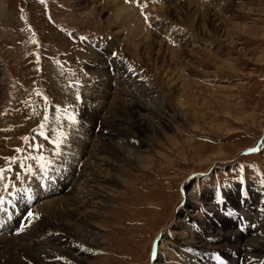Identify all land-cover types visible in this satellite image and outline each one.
Instances as JSON below:
<instances>
[{"label":"rangeland","instance_id":"374dc122","mask_svg":"<svg viewBox=\"0 0 264 264\" xmlns=\"http://www.w3.org/2000/svg\"><path fill=\"white\" fill-rule=\"evenodd\" d=\"M124 75L141 77L167 109L155 104L162 118L152 128L123 114ZM0 86L2 245L66 232L83 264H264L251 246L195 256L190 240L204 228L195 223L201 217L264 239V0H0ZM94 115L117 119L120 129ZM118 146L139 156L124 160ZM87 147L108 161L92 186L104 203L69 215L63 229L44 212L52 204L63 211L68 195L81 198L83 180L64 190L74 179L62 165L71 161L73 171ZM181 219L190 243L176 227ZM83 223L96 243L75 233ZM56 253L23 261L75 264Z\"/></svg>","mask_w":264,"mask_h":264},{"label":"bare ground","instance_id":"6f19581e","mask_svg":"<svg viewBox=\"0 0 264 264\" xmlns=\"http://www.w3.org/2000/svg\"><path fill=\"white\" fill-rule=\"evenodd\" d=\"M121 11V10H120ZM117 18V17H116ZM120 18V17H119ZM122 26V24H121ZM223 32L225 30H222ZM144 54V53H143ZM142 54V55H143ZM146 55V54H145ZM162 59V58H161ZM154 61V60H153ZM161 62V60H160ZM163 62V61H162ZM101 65V64H100ZM104 65V64H103ZM104 67V66H103ZM105 71L108 72V68L104 67ZM122 71V70H121ZM102 73L104 74V71H102ZM124 73V72H123ZM127 75H134V74H127ZM122 77H126L125 75L124 76H120V78H118L120 80V82H118L119 84H121L124 89L123 91H125V93L127 94V96L124 97L123 95V98L121 99V104L122 103H126L125 105V108H122V112L123 114H128L130 116H132L136 121L137 123H144L145 125L149 126V128H152L153 126V123L154 121L156 120H160L162 118L161 113H157L156 111V107H155V104H157L156 106L160 107V110L161 111H164V113L166 112L167 113V109L165 108V106L163 105V103L160 101V100H157V97L155 95V92L154 90L146 83H142V81H144L141 77L135 75L136 79L139 80V82H133L135 80H126L123 79ZM140 83V84H139ZM142 83V84H141ZM2 86V85H1ZM0 86V87H1ZM103 86V85H102ZM143 88H145V90H143ZM95 89V88H94ZM112 88H108V89H104L106 91V94L107 96H109L110 94H108L109 92H111ZM3 90V89H1ZM117 91V90H116ZM3 91H0V99L2 98L1 94H2ZM95 93H100L99 90H95L94 91ZM121 92V91H120ZM147 92V93H146ZM152 94V97L154 98V100L157 102L155 103V101L153 100H149V101H145V97L147 94ZM118 96V95H117ZM116 96V97H117ZM114 97V96H113ZM119 99V98H118ZM118 99L117 100H113L114 102V107H112V109L114 110V114L115 116L119 113H122V112H118V109H120L122 106L117 107L118 105ZM9 100V99H8ZM113 102L111 104H113ZM110 104V105H111ZM124 105V104H123ZM124 107V106H123ZM112 110V112H113ZM159 111V109H157ZM3 112L4 109H2ZM7 112V111H6ZM91 112V111H90ZM149 115L152 114L151 117L149 116H144V115ZM91 115V114H90ZM9 116V115H8ZM113 116V115H112ZM89 117V116H88ZM103 120L100 118H98L97 116L94 115L93 117V121L96 122V120H100V125L104 124L103 126L105 127H112L114 130H118L120 129V126L118 124H120L119 121H117V119L114 120H111V121H107V118H104L102 117ZM117 118V117H116ZM148 118V119H147ZM153 118V119H152ZM21 119V118H20ZM122 119V118H121ZM29 120V119H28ZM127 120V119H126ZM170 120L172 121H176V119L173 117V116H170ZM128 121V120H127ZM153 122V123H152ZM156 123V122H155ZM124 124V123H123ZM125 126V124H124ZM156 126V125H155ZM110 127V129H112ZM131 126H129L128 128H130ZM157 128V127H156ZM146 129V128H145ZM144 129V130H145ZM106 132V131H105ZM155 132V131H154ZM127 133V132H126ZM105 134V133H103ZM128 134V133H127ZM132 136V134H130ZM126 136V135H125ZM105 141V140H104ZM262 144L261 146H264V138L262 139ZM146 146V145H145ZM137 147V146H136ZM102 148V147H101ZM120 151H121V154H119L118 156H121L124 160H129L130 162H134V160H136V158L139 156V155H136V153H134L133 151H129V150H125V149H122L120 146L117 147ZM87 149V154H85L86 156V159L84 160L83 158V155H81L80 158H78L76 161H77V164L74 166V170L72 171V168H71V161H67V163H63L62 165V168L63 166L66 167V171H69L71 172L72 174V179H74L71 183V185L69 183H67L66 181L64 182V190L66 188H69V190L72 192L74 189H76L80 184H79V181L80 180H83L84 184L82 186H80L79 188L81 189L79 191V193L77 194L78 196H80L81 198L79 197H75V199H73L72 197L73 196H67L68 197V202L70 201V204L69 206H65V207H62V210L59 209V205L55 206V207H52L54 206L53 204L51 205V209L48 210V211H45L44 214L47 215V216H50V219H52L53 221L56 220V221H59L61 222V227L60 228H63V229H67L69 228V225L67 223V220H68V217L69 215H72L73 216V220H75L76 218H78L76 212H81L83 211V209H85L87 206H92L94 204V201L96 199H99L98 203H104L102 202V197L100 198V196H98L96 194V192H94L92 190V186H94L93 184H96L98 183V179L100 178L99 174H101V171H100V168L99 167H104L106 164H108V161H106L105 158L101 157V152L103 149H97L95 150V147L92 149H88V147L86 148ZM104 150H106L104 148ZM133 150V149H132ZM135 150V149H134ZM124 151V152H123ZM140 151V150H138ZM137 151V153H138ZM114 153V152H113ZM142 157V156H141ZM140 157V158H141ZM101 158V159H100ZM127 158V159H126ZM93 159L94 162L92 161V163H90V160ZM105 160V161H104ZM121 160V159H120ZM115 160H113L114 162ZM138 161V160H137ZM140 161V160H139ZM103 162V163H102ZM111 162V161H110ZM95 166L93 167L92 166ZM120 164V163H119ZM78 166H81V170H79V172L76 171L77 167ZM89 167V168H88ZM90 167H92L90 169ZM99 168V169H98ZM77 176V177H75ZM80 176V178L78 179V177ZM87 178H90V181H87ZM67 179V178H66ZM64 179V180H66ZM106 183H111L112 180H107L105 181ZM82 184V183H81ZM117 185V184H116ZM55 190H57V188H54ZM45 191H47V189L45 188ZM61 199V198H60ZM80 199H84L85 202L83 201H79ZM92 199V200H90ZM67 200V199H66ZM55 202V201H54ZM185 202L186 204L184 205V209H188L190 208L188 204L189 202H187V199L185 198ZM255 203L257 202V200L255 199L254 201ZM50 203V202H49ZM80 203H84V204H80ZM250 203H251V200H250ZM63 204V203H62ZM46 205V204H45ZM108 205V204H107ZM78 206H80L81 208L78 209ZM256 206V205H255ZM50 207V206H49ZM74 207H77L75 209H73ZM259 208V207H258ZM49 209V208H48ZM262 209V208H261ZM44 210H47V209H44ZM184 210V211H185ZM246 211L247 209L243 208L241 209V213H243V211ZM193 211V210H192ZM93 212V211H91ZM62 213H65L66 217L63 216V215H60ZM95 213H98V212H95ZM263 213V212H262ZM195 215V214H194ZM185 218V217H184ZM193 218V216H192ZM191 218V219H192ZM204 217H201V218H197L195 220V223L196 225H203L204 228H200L199 229V233H200V236L199 238H196V239H190L191 240V243H192V246H194L193 248V252L192 254L197 256V252H201L202 250H217L219 251L220 249H227V248H231V249H235V251H237L239 254L243 251L245 252H248L246 251V249H248L247 247L248 246H251L253 247L252 249V252H255V253H261L263 254L264 253V239L261 240V239H248L245 240L246 238L244 237V235L242 233L239 232V229L235 228V224L234 226L231 227V225L229 223H227L226 221H224L223 219H217V223L220 225L218 226H215V225H208L207 224V221L205 219H203ZM218 218V217H217ZM195 219V218H194ZM49 220V219H48ZM45 221L43 222L42 221V225L44 226L45 224H50L49 221ZM255 222H258L256 219H254ZM239 224V223H238ZM73 225H74V222H73ZM40 226V225H39ZM42 226V227H43ZM50 226L53 227V225L50 224ZM41 227V228H42ZM58 227V226H56ZM87 227V228H86ZM179 231H180V235L182 238L185 239V243H190V240L188 239V236H186L184 233L187 229V226L185 225L184 223V220H179L178 223H177V226ZM213 227V228H212ZM40 228V227H39ZM45 228V227H44ZM235 228V229H234ZM43 229V228H42ZM38 231V230H37ZM92 231H95L94 229L86 226V223H83L79 226L78 230L75 231V233H79L78 235H81L82 238L86 240H90V242H93V243H96L97 242V238H96V235L95 234H92ZM257 231V230H255ZM259 231V230H258ZM41 232V231H40ZM58 232V231H57ZM36 234L38 232H35ZM34 233V234H35ZM248 233V232H247ZM246 234V233H245ZM74 235V234H73ZM72 234H68L66 232H62L60 234H58L57 236H54L52 235V239L49 241L47 239V237H45L44 241H42L41 243L40 242H37V240H33L32 237L29 238V236L27 237V241H21V243L18 242V244H15V245H12V244H4L2 245L0 243V253L5 255V259L8 258V261L3 259L1 260V264L5 261H7V264H25L23 259H29L30 261H34V257L31 258V256H27V254H30V252H36L37 253V257L38 256H42L43 253H44V250H53L55 249L58 253L59 252H62L61 254H64L65 257H67L69 260H73L75 261V264L76 262L78 264H83V260H79L77 259V254H75V250L74 249V245H77L78 243L76 241H74L72 239ZM77 235V234H76ZM190 236V235H189ZM264 236V235H263ZM34 237V236H33ZM176 237V236H175ZM80 238V237H79ZM179 238V237H178ZM190 238V237H189ZM216 242H215V241ZM244 240V241H243ZM252 240V241H251ZM87 242V241H86ZM194 242H196V245L195 246ZM4 243V242H3ZM6 243V242H5ZM11 243V242H10ZM78 247H81L80 245H77ZM187 246V245H186ZM54 247V248H53ZM245 247V248H244ZM53 248V249H52ZM77 248V247H76ZM242 248H244V250H242ZM197 252H196V250ZM83 250V248H82ZM85 250V249H84ZM83 250V251H84ZM209 250V251H210ZM224 250V251H225ZM86 251V250H85ZM50 254H49V257H52L55 253V251H48ZM82 252V251H81ZM251 252V251H249ZM248 252V253H249ZM71 253H73L74 255H72ZM244 253V252H243ZM247 253V254H248ZM33 255V253H31ZM30 254V255H31ZM57 254V253H56ZM61 254H57V257H61L62 260L63 257ZM81 254V253H80ZM260 254V255H261ZM46 255V254H45ZM48 255V254H47ZM202 255V253H201ZM252 255V253H251ZM254 255V254H253ZM169 256V255H167ZM214 256V255H213ZM248 256V255H247ZM250 256V254H249ZM4 256H2L3 258ZM48 257V256H47ZM256 257V256H255ZM1 258V257H0ZM56 258V256H55ZM193 258V257H192ZM252 258V257H251ZM22 259V261H21ZM42 259V258H41ZM66 259V258H65ZM67 259L66 262H69V260ZM190 259V258H189ZM228 259V258H227ZM230 259V258H229ZM258 259V258H257ZM43 261V260H42ZM85 261V260H84ZM205 261V260H204ZM229 262V261H228ZM42 263V262H41ZM44 263V262H43ZM219 263V261H218ZM246 263V262H245ZM28 264V262H27ZM34 264V263H33ZM47 264V263H46ZM72 264V263H71Z\"/></svg>","mask_w":264,"mask_h":264},{"label":"snow or ice","instance_id":"6c2138e0","mask_svg":"<svg viewBox=\"0 0 264 264\" xmlns=\"http://www.w3.org/2000/svg\"><path fill=\"white\" fill-rule=\"evenodd\" d=\"M145 20L147 21V17H145ZM68 120H69L70 124H75V123H76V120H75V117H74V116H69V117H68ZM60 139H63V137H61ZM54 143H56V146L59 147V143H58V142H55V141H54ZM253 151H256V149H253ZM13 162H15V161H13ZM43 167H44V166L41 165V168H42V169H43ZM4 171H5L4 169H0V180L3 179V172H4ZM7 188H8V185L5 184V185H4V189L7 190ZM0 203H3L2 198H0ZM28 215H29V216H32L33 214H32L31 212H29Z\"/></svg>","mask_w":264,"mask_h":264}]
</instances>
